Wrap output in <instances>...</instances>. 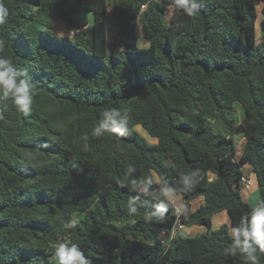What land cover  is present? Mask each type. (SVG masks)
Listing matches in <instances>:
<instances>
[{
	"label": "trees",
	"instance_id": "obj_1",
	"mask_svg": "<svg viewBox=\"0 0 264 264\" xmlns=\"http://www.w3.org/2000/svg\"><path fill=\"white\" fill-rule=\"evenodd\" d=\"M197 2L188 17L172 0H3L0 56L36 95L27 115L0 99V264H56L59 243L78 245L91 264H245L225 249L230 228L256 206L243 199L245 167L264 200V0ZM85 14L91 24L76 18ZM60 20L72 36L55 32ZM106 108L129 115L124 136L92 135ZM171 196L182 197L179 215ZM222 211L230 227L177 233L168 245L156 233L178 223L211 229ZM75 214L83 217L66 229Z\"/></svg>",
	"mask_w": 264,
	"mask_h": 264
},
{
	"label": "clouds",
	"instance_id": "obj_2",
	"mask_svg": "<svg viewBox=\"0 0 264 264\" xmlns=\"http://www.w3.org/2000/svg\"><path fill=\"white\" fill-rule=\"evenodd\" d=\"M178 11H181L188 17H194L199 13L200 4L197 0H172V5ZM9 17V9L0 0V26L7 24ZM0 40V45H3ZM22 73L12 59L0 56V99L8 100L18 113L27 115L33 105L36 90L30 83L29 79L23 78ZM2 118V117H0ZM129 115L117 108H106L101 114L98 123L92 129V135L101 137L105 134L124 136L129 130ZM87 139V136L84 137ZM134 168L129 167L127 174H132ZM135 185L137 182L132 181ZM151 183V181H147ZM182 183L184 185L191 184L190 176H184ZM140 191L147 192V188H140ZM167 192L172 193V188H167ZM139 197H133L129 200L128 211L135 214L138 209L136 202ZM159 208H166V204L161 201ZM186 211V209H185ZM150 216H161V211L148 213ZM76 226V222L70 221L65 224L66 229H72ZM232 243L225 249L226 255H239L245 264H260V254H264V200H261L249 214L242 217L238 226L232 228ZM56 264H91L86 258L84 252L76 244L59 243L55 247L53 256Z\"/></svg>",
	"mask_w": 264,
	"mask_h": 264
},
{
	"label": "rangeland",
	"instance_id": "obj_3",
	"mask_svg": "<svg viewBox=\"0 0 264 264\" xmlns=\"http://www.w3.org/2000/svg\"><path fill=\"white\" fill-rule=\"evenodd\" d=\"M258 13H259V19H258V25H257V36L260 37V20H261V6H259L258 8ZM111 10L109 8L108 10V24H109V33H108V41H109V49H111L114 45V38L116 35V29L112 26L111 24V14H110ZM77 19H88L90 22V24L92 23V16L91 15H79L76 16ZM55 32L62 35V36H72L75 32L73 30H71L62 20L58 21L55 24V28H54ZM138 43L139 46L143 47V48H148V41L145 40L141 34L140 29L138 30ZM236 109H237V114L235 116H231V118H235L236 122L239 123L241 121V119L244 117L245 113L244 111L241 109V107L239 105H236ZM209 123L210 125H212L214 127V129L217 131L218 130V126H216L217 123L213 118H209ZM217 123V124H216ZM221 125V124H219ZM222 126V125H221ZM137 130L141 133V135L147 140L148 143L150 144H154L156 143V141L154 139H152L149 135H147L140 127H137ZM218 132V131H217ZM243 135H239L238 137H236V142L237 145L239 147H243L244 144V139H243ZM244 171L247 173L246 179H250V175H248L251 171L248 167L244 168ZM251 174V173H250ZM242 195H243V199L245 202H247L249 205L255 206V204L257 203L256 200H258L259 202V198H260V194H259V190L257 189V187L255 186V184H250L249 186H246L243 188L242 190ZM174 197V196H173ZM173 201V200H172ZM175 205H177V207L181 208L180 204L178 203V197L175 196V200L173 201ZM257 205V204H256ZM225 215V216H223ZM83 217V214H75L74 215V221H78L79 219H81ZM214 218H212L213 222H212V227L211 229L206 227V226H200L203 230L199 235L205 234V233H210L212 230H217L220 228V226L224 225V224H228V226L230 227V221L231 219L229 218V214L227 211H222L220 213H217L216 215L213 216ZM229 218V219H228ZM226 222H224V221ZM184 232V231H183ZM156 233L158 234V236L161 237H167V238H171L174 237L177 233H181V230H176V229H164V228H156ZM230 233L232 234V229L230 228ZM196 236V235H195Z\"/></svg>",
	"mask_w": 264,
	"mask_h": 264
},
{
	"label": "crops",
	"instance_id": "obj_4",
	"mask_svg": "<svg viewBox=\"0 0 264 264\" xmlns=\"http://www.w3.org/2000/svg\"><path fill=\"white\" fill-rule=\"evenodd\" d=\"M217 124V123H216ZM216 126H218V132H220V133H223V132H225V128L223 127V126H221V125H219V124H217ZM243 139L245 140V138L243 137ZM251 173V172H250ZM248 174V175H250V182H251V184H255V179H254V175L251 173V174ZM246 187V186H245ZM178 197V200H179V204H180V206L182 207L183 206V201H182V197L181 196H177ZM170 199L171 200H175V196L173 197V196H171L170 197ZM257 201V203H258V200H256ZM204 202H205V200H204V197H199L198 199H196L195 201H193L192 202V210L193 211H195L196 209H198L201 205H203L204 204ZM256 203V204H257ZM255 204V205H256ZM252 206V205H251ZM223 216H225V215H223ZM214 218V217H213ZM230 218V217H229ZM228 218V219H229ZM224 221V220H223ZM212 222H213V220H212ZM224 222H226V221H224ZM228 225V224H227ZM223 226V225H222ZM221 227V226H220ZM202 228L200 227V226H193V227H190V228H187V227H185L184 229H182L181 230V235L182 236H186V237H195V235L196 236H198L201 232H202ZM184 231V232H183Z\"/></svg>",
	"mask_w": 264,
	"mask_h": 264
},
{
	"label": "built area",
	"instance_id": "obj_5",
	"mask_svg": "<svg viewBox=\"0 0 264 264\" xmlns=\"http://www.w3.org/2000/svg\"><path fill=\"white\" fill-rule=\"evenodd\" d=\"M242 182H243V184H244L245 186H249V185L251 184L250 180H249V179H246V177H244V178L242 179ZM174 207H175L176 214L179 215L180 212H181V208L177 207V205H175V204H174ZM184 228H185V227H184L183 225H181V224L178 223V224L173 228V230H174V229H176V230H182V229H184ZM161 236H162V235H161ZM161 236H158V237H159L160 242H161L163 245H168L170 239L173 238V237H171V238H167V237H161Z\"/></svg>",
	"mask_w": 264,
	"mask_h": 264
}]
</instances>
